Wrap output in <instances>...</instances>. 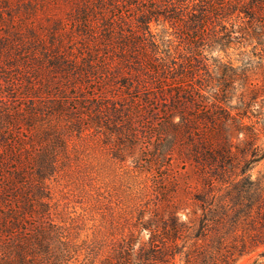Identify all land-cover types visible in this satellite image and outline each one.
Listing matches in <instances>:
<instances>
[{"label":"trees","instance_id":"obj_1","mask_svg":"<svg viewBox=\"0 0 264 264\" xmlns=\"http://www.w3.org/2000/svg\"><path fill=\"white\" fill-rule=\"evenodd\" d=\"M59 1L65 17L55 15ZM253 22L263 33L264 0H0V64L34 87L23 91L26 108L1 101L18 137L0 135V264H64L48 258L51 243L28 219L37 202L40 215L49 210L58 148L85 131L103 134L113 157L136 168L190 164L199 187L185 221L172 200L175 177L156 176L165 199L139 214V234L117 264H177L182 253L203 264L199 241L220 257L206 264H229L264 246V179L253 177L264 125L250 117L253 97L231 104L236 71L218 55ZM14 94L0 83V98ZM190 236L192 253L183 245Z\"/></svg>","mask_w":264,"mask_h":264},{"label":"rangeland","instance_id":"obj_2","mask_svg":"<svg viewBox=\"0 0 264 264\" xmlns=\"http://www.w3.org/2000/svg\"><path fill=\"white\" fill-rule=\"evenodd\" d=\"M56 7L55 15L65 17L67 11L63 2H56ZM255 26L250 28V24L242 25L251 34L244 36L241 43L227 52L218 55L236 71L231 104H238L242 93L246 98L253 97L255 100L250 117L252 121L264 125V32L258 27L254 30ZM3 64H0V83L5 90L15 91V97L0 98V107L2 102H8L13 111L19 107L26 108L23 91L26 88L34 89L30 86L29 77ZM244 74L249 76L250 84ZM87 94L92 96L93 92ZM78 95L77 90L72 91L71 108L77 107ZM1 111L0 135L5 133L9 139H17L14 127L3 122ZM21 133L23 137L29 136L24 130ZM259 144L264 148V135ZM113 150L112 145L106 144L103 134L89 131L72 133L65 145L58 148V172L48 181L49 210L40 215L37 202L34 208L36 213L28 219L30 228L37 233L41 232L45 240L51 243L53 251L48 258L53 262L117 264L118 252L125 241L133 234H139V214L145 206L158 205L160 200L165 199L158 194L160 188L155 182L156 176L164 179L173 174L175 177L178 186L172 200L184 209L183 220L189 221L194 211H197L194 195L199 187L190 164L167 161V164L163 163L167 165L165 169L147 171L136 168L131 160H117L113 157ZM253 175L254 179H264V160L255 167ZM161 187L163 191H172L168 185L163 184ZM190 225V232L194 233L197 221L192 220ZM148 237L145 235L146 239ZM208 243H198L203 254L200 262L203 264L209 263L213 257L215 260L220 258L218 254L214 255ZM198 244L191 236L186 238L183 242L186 245L185 252L192 253ZM176 263L186 264V255H178ZM229 264H264V246L250 254L238 256Z\"/></svg>","mask_w":264,"mask_h":264}]
</instances>
